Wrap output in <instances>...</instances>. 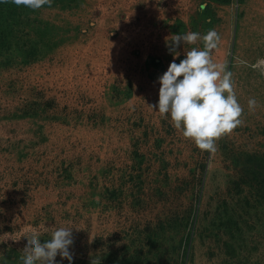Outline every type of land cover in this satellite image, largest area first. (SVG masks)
Instances as JSON below:
<instances>
[{"label":"rangeland","instance_id":"1","mask_svg":"<svg viewBox=\"0 0 264 264\" xmlns=\"http://www.w3.org/2000/svg\"><path fill=\"white\" fill-rule=\"evenodd\" d=\"M223 5L224 17L207 4L206 21L195 20L197 48L217 31L211 55L232 73L241 124L216 140L214 153L170 131L177 150L169 155L184 157L160 156L149 168L157 178L139 170L117 183L89 177L87 149L54 141L47 127L54 108L72 107L71 82L56 80L71 72L57 70L55 53L70 38L63 11L71 3L3 16L14 35L0 48V240L16 241L0 242V264H20L31 229L43 243L61 226L73 227V264H264V200L256 196L264 186V66L253 67L264 58V0Z\"/></svg>","mask_w":264,"mask_h":264},{"label":"crops","instance_id":"2","mask_svg":"<svg viewBox=\"0 0 264 264\" xmlns=\"http://www.w3.org/2000/svg\"><path fill=\"white\" fill-rule=\"evenodd\" d=\"M229 1L232 6L234 0ZM223 3L222 0H76L70 10L63 11L71 23L66 31L70 38L56 48L57 70L63 75L71 72V76L56 80L71 82L72 107L54 108L57 118L47 123V127L51 126L50 138L54 141L70 139L79 154L82 146L87 149L95 161L94 165L91 163L93 171L89 177L103 176L117 183L126 177L125 173L135 178L140 170L157 178L151 170L154 165L158 167L160 156L174 159L168 149L177 150L170 143L176 139L170 138L168 132L174 131L181 140L186 137L170 116L161 115L155 107L160 87L157 78L173 60L166 39L177 33H199L201 26L195 20L206 21L205 6L208 4L217 16L224 17ZM55 11L60 12V7ZM56 23L60 25L63 21ZM197 46V42L181 44L176 62ZM63 101L68 105L67 97L63 96ZM160 147L168 151L160 152ZM186 153L183 150L173 155L177 154L175 160H179L180 154L184 157ZM117 164L121 166L118 168Z\"/></svg>","mask_w":264,"mask_h":264},{"label":"clouds","instance_id":"3","mask_svg":"<svg viewBox=\"0 0 264 264\" xmlns=\"http://www.w3.org/2000/svg\"><path fill=\"white\" fill-rule=\"evenodd\" d=\"M17 6L37 10L52 0H13ZM201 39L198 32L177 33L166 39V47L173 56L167 70L157 79L160 84L156 109L170 116L174 126L183 130L186 138L194 140L201 150L214 153L216 140L231 133L241 124L243 108L234 92L231 71L225 63L213 60L211 52L218 47L220 36L210 29L202 39L204 48H191L183 59L177 51L181 44H195ZM264 66V58L257 60L254 68ZM249 107L256 105L255 98ZM27 243L20 264H62L64 259L73 264V227L61 226L51 233V239L41 242L42 233L31 229L23 235ZM11 238L6 237L0 242ZM12 239V238H11ZM13 240V239H12ZM16 241V240H13ZM61 259L58 261L56 258Z\"/></svg>","mask_w":264,"mask_h":264},{"label":"trees","instance_id":"4","mask_svg":"<svg viewBox=\"0 0 264 264\" xmlns=\"http://www.w3.org/2000/svg\"><path fill=\"white\" fill-rule=\"evenodd\" d=\"M76 1V0H52V3L46 4L43 7H48V6H53V5H57L59 3H72ZM223 2H228L229 0H222ZM20 9H22V11H28L31 10L29 8H26L24 6H17L13 0H0V48H1V44L4 43L7 39L10 38V36L14 35V30L10 29L8 27V19L3 17H9V16H16L19 15ZM3 50L0 49V54L3 53ZM32 51H29L27 53H31ZM257 179V178H256ZM256 196H257V200H264V186L262 187V189L259 188L256 190Z\"/></svg>","mask_w":264,"mask_h":264}]
</instances>
